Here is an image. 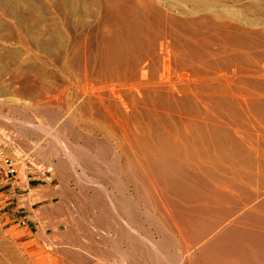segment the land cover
<instances>
[{
	"label": "rangeland",
	"instance_id": "374dc122",
	"mask_svg": "<svg viewBox=\"0 0 264 264\" xmlns=\"http://www.w3.org/2000/svg\"><path fill=\"white\" fill-rule=\"evenodd\" d=\"M114 1L121 5L115 7ZM145 1L0 0V118L10 123L9 128L16 127L31 159V162L23 161L19 175L23 176L30 165L43 168L47 179L65 188L63 195L52 202L54 220L49 225L42 222L40 229L31 230L22 225L8 226L0 219V264H72L66 250L74 247L76 238L73 237L77 235L87 242L84 235L91 232L89 229H94L89 222L91 214L104 208L103 202L91 206L92 203L86 199L93 189H102L103 186V192L130 196L138 201L136 207H141L138 209L153 221L156 240L164 246L163 251L168 250L173 256L166 257L165 252L155 258L139 256L141 264H185L187 257L181 255L183 240L172 232L167 212L165 216L169 218L165 220L167 216H162L166 208L163 205L165 199L169 201L168 198L172 197L179 201L183 196L156 180L150 166L140 156L137 159L141 161V166L135 162L137 159L129 163L130 160L125 158V154L142 155L140 149L150 152L153 146L151 141L145 147L146 141L139 138L143 137L148 124H153L150 130L152 135H159L163 130L174 135V132L177 134L183 129L173 130L172 125L182 126L195 120L203 126L207 121L204 125L209 126V130L201 129V137L204 134L201 139L208 136V131L215 133L213 131L218 129L212 134L215 144L205 138L218 148L203 139L204 146L209 147L208 155L191 158V164L187 161L181 163L185 170L193 171L185 175L186 181L191 180L190 185L193 184L190 189L194 190L196 181L199 182L196 183L199 184L197 187L202 186V191L206 187L207 194L201 192L204 200L206 195L210 197L206 201L211 198L213 202L216 200H213L207 187L212 182V185L218 183L219 179L238 182L242 179L240 183L248 187L250 193L259 186L264 194V178L262 181V174L259 176L264 172V0H152L158 4L159 10L163 8L159 11L161 13L158 8H155L157 12L143 8ZM125 3L129 4L128 7ZM110 4L114 5L115 11L121 8L122 12L127 13H118V10L117 14ZM133 4L136 9H133ZM124 6L127 7L126 11ZM130 9L135 10L137 15ZM141 15L146 17L143 19ZM127 20L135 22L130 24ZM192 131L188 132L195 136ZM132 142H139V145ZM202 145L197 146L206 149ZM152 150L156 149L152 147ZM227 150L228 153H225ZM224 153L226 158L222 156ZM216 162L223 164L219 163L218 166ZM128 165H131L129 171ZM231 166L237 173L241 171L238 174H247L246 177L255 171L252 175L257 174L254 178L262 183L253 179L252 185L251 177H247L248 180L245 176H237L235 172L232 173ZM241 169L245 172L242 173ZM196 172H200V175L194 174ZM143 173L147 176L144 177L146 182L147 178H151L149 180L152 182L147 183L154 184L158 202L154 201L156 197L152 195L153 190L150 191L152 186L148 187L150 184L144 181ZM201 173L207 177L203 182L201 178L198 180ZM235 175L238 177L236 180L233 179ZM93 180L103 185L91 182ZM137 184L144 188H138ZM135 189L139 191L136 190V193ZM160 189L170 197L167 198ZM234 191L231 192L236 197L235 201L223 200L220 204L216 200L220 207L229 209L235 205L238 209L250 211L251 215L264 218V211L259 209L263 213L259 214L260 211L253 206L259 198L248 203L245 195L236 191L237 196ZM262 193L260 196L264 197ZM161 195L166 198L163 199ZM201 195L199 192L196 197H192V194L184 196L182 199L189 201L180 200L181 203L176 199L173 201L176 200L179 205L183 202L187 206H194V201H198V205H201L206 202L200 200ZM190 197L194 199L192 202ZM197 197L200 198L195 200ZM107 206L110 209L108 202ZM33 211L41 212L37 202L33 205ZM213 214L217 215V212ZM218 215L222 216L220 212ZM85 216L90 217L89 220ZM147 223L146 220L144 225ZM84 227H88V230ZM165 229L171 231L165 232ZM169 238L177 245L171 240L169 242ZM169 254L166 253L167 256ZM110 257H107L109 260L106 257H93L94 263L102 264L104 260V264H122L125 260L121 256L118 257L122 260L116 259L117 256Z\"/></svg>",
	"mask_w": 264,
	"mask_h": 264
},
{
	"label": "bare ground",
	"instance_id": "6f19581e",
	"mask_svg": "<svg viewBox=\"0 0 264 264\" xmlns=\"http://www.w3.org/2000/svg\"><path fill=\"white\" fill-rule=\"evenodd\" d=\"M115 2V1H114ZM113 4V2H112ZM112 4H110L112 6ZM115 4V7L117 5H121V3L117 4V2L114 3ZM124 4V3H122ZM126 4V3H125ZM131 4V3H130ZM178 4V3H177ZM127 5V4H126ZM129 5V4H128ZM127 5V7H128ZM132 5V4H131ZM134 5V4H133ZM123 6V5H122ZM158 4L156 5L154 1L152 0H146L144 3H143V8H145L146 10H150V9H153V11L156 9L159 11H162L163 8H161L159 10L160 7H157ZM120 7V6H119ZM126 7V6H124ZM127 7L126 9L124 8V10L126 11L127 10ZM130 7V6H129ZM136 6L134 5L133 9L135 8ZM112 8L114 9L113 11H115V8H114V5L112 6ZM132 8V6L130 7ZM156 8V9H155ZM129 9V8H128ZM136 9V8H135ZM112 10V9H111ZM119 10V8H118ZM116 10L115 12L117 13ZM121 10V8H120ZM118 11V13H122V10L121 11ZM132 9H130L131 11ZM139 14V11L136 10ZM152 11V12H153ZM131 12H133V14H135V10H132ZM135 12V13H134ZM151 12V13H152ZM157 12V11H156ZM117 13V14H118ZM126 12H124V14H126ZM141 13V12H140ZM161 13V12H159ZM165 13V12H164ZM163 13V15H164ZM121 14V16H122ZM131 14V13H129ZM112 15V14H111ZM128 15V14H127ZM126 15V16H127ZM137 15V13L135 14ZM142 17L144 15H141ZM136 17V16H135ZM146 17V16H145ZM143 17V19L145 18ZM167 17V16H166ZM169 17V16H168ZM134 18V17H133ZM151 18V17H150ZM157 18V16H156ZM164 18V17H163ZM162 18V19H163ZM161 19V20H162ZM168 19V18H167ZM173 19V18H171ZM119 20V19H118ZM135 20V19H134ZM133 20V21H134ZM146 20V19H145ZM144 20V21H145ZM132 21V20H131ZM132 21V22H133ZM137 21V20H135ZM134 21V22H135ZM139 21V20H138ZM137 21V22H138ZM148 21V20H147ZM158 21V20H157ZM128 22V20H127ZM131 22V23H132ZM133 22V23H134ZM151 22V21H150ZM153 22V21H152ZM151 22V23H152ZM161 22V21H160ZM159 22V23H160ZM189 22H192V21H189ZM121 23V22H119ZM123 23V22H122ZM121 23V24H122ZM130 23V22H128ZM130 23V24H131ZM140 23V22H139ZM165 23V22H164ZM183 23V22H182ZM188 23V21H187ZM138 24V23H137ZM141 24V23H140ZM142 24L144 25V23L142 22ZM146 24V23H145ZM186 24V23H185ZM116 25V24H115ZM126 25V24H125ZM157 25V23H156ZM160 25V24H159ZM136 26V25H135ZM146 27V26H145ZM159 27V26H157ZM125 28V27H124ZM123 28V30H124ZM143 29V27H141ZM148 28V27H147ZM126 29V28H125ZM145 29V28H144ZM149 29V28H148ZM158 29V28H157ZM153 30V29H152ZM129 31V30H128ZM148 31V30H147ZM151 31V30H150ZM160 31V30H159ZM154 32V31H153ZM122 35V34H121ZM124 35V34H123ZM122 35V36H123ZM128 35V33H127ZM158 35V34H157ZM170 35V34H169ZM116 36V35H115ZM156 36V34H155ZM153 37V36H152ZM194 37V36H193ZM122 38V37H120ZM126 38V37H125ZM130 38V37H129ZM156 38V37H155ZM128 39V38H127ZM139 39V38H138ZM154 39V38H153ZM194 39V38H193ZM148 40V39H147ZM152 40V39H151ZM157 40V39H156ZM129 41V40H128ZM131 41V40H130ZM137 41V40H136ZM140 41V40H139ZM138 41V42H139ZM154 41V40H153ZM186 42V41H185ZM206 42V41H204ZM125 43V42H124ZM129 43V42H127ZM136 43V42H135ZM155 43V41H154ZM162 43V42H161ZM132 46H133V43H131ZM164 44V43H163ZM188 44V43H187ZM162 45V44H161ZM120 46V45H119ZM123 46V44H122ZM121 46V47H122ZM125 46V45H124ZM129 46V45H128ZM190 46V45H189ZM187 46V47H189ZM232 46V45H231ZM117 47V46H116ZM132 49V48H131ZM194 52V51H193ZM166 56V55H165ZM178 60V59H177ZM236 73V72H235ZM171 79V78H170ZM182 80V79H181ZM155 81V80H154ZM185 84V83H184ZM152 85V84H151ZM158 87V86H157ZM134 88V87H133ZM140 88V87H139ZM183 88V87H182ZM137 92V91H136ZM121 93V92H120ZM171 95V94H170ZM152 97V96H151ZM173 97V96H172ZM151 100V99H150ZM114 104V103H113ZM147 104V103H146ZM161 109V108H160ZM150 113H153L151 111H149ZM149 114V113H148ZM153 115V114H152ZM151 115V116H152ZM150 116V117H151ZM154 116V115H153ZM131 117V116H130ZM208 117V116H207ZM157 118V116H156ZM201 118V117H200ZM211 118V117H209ZM209 118H205L207 120H209ZM114 119V118H113ZM154 119H155V116H154ZM160 119V118H159ZM204 119V120H205ZM153 120V119H152ZM158 120V119H157ZM199 120V118H198ZM211 120V119H210ZM209 120V121H210ZM137 121V120H136ZM156 121V120H155ZM173 121V120H172ZM213 121V120H211ZM210 121V122H211ZM216 120H214L213 124L215 123ZM157 122V121H156ZM200 122H201V119H200ZM207 121H204V124L206 123ZM159 123V121L157 122ZM217 123V122H216ZM174 124V123H173ZM203 124V126L198 125L195 120H193L192 122H189V123H186V124H183L182 126H177V125H172V129L176 130V131H184V133L182 132H174L175 134L172 135V134H167L169 132H166L164 133V130H163V133L160 132V134L158 135L156 132L157 135H152L153 133L150 132V130H152L151 128H153V124H148L149 126L146 127V131L143 132V137H139V138H143L146 143L147 142H150L149 144L155 148L156 150H152V147L150 148V152H143L142 149L141 152H142V155H139V154H125V158L127 160H130L129 163L132 161H134L135 159H137V157H141L146 164H148L150 167V172L155 175V179L156 180H160L168 189L170 190H173V191H176L178 192V194L180 196H183L182 198L185 197H189V195L192 194V197H194L195 195L198 196L199 192H200V195H201V192H205V186H203L204 188V191H202L200 187H197L199 184L196 185V183H199V182H195V187L197 188H200V190H198L197 188L193 187L194 190H198V191H194L190 188H192L191 186L193 185H190V181H186V178H185V175H187L189 172H191L192 170H190L189 172L187 170H185V167L184 166H181V163L184 162V161H187L188 163H190L189 161L191 160V158H194L195 156H197L196 159H198V156L199 157H202V156H206L208 155V148L209 147H206L204 146L205 143L201 140L205 139L206 137L209 139V141H213L212 144L214 143V137H212V134H215L216 131H213L215 133H209L207 132L206 130V134H208V136L206 135L205 138L201 139L203 137L204 134H202V137H201V134H200V131L201 129L204 130V128H208L209 126L205 127V125ZM207 124V123H206ZM210 124V123H208ZM160 125V124H159ZM211 125V124H210ZM218 125V124H217ZM141 126V125H140ZM152 126V127H150ZM143 129H145L143 126H141ZM217 127V126H215ZM140 129V128H139ZM212 129V127L210 128ZM193 130V131H192ZM209 130V128H208ZM138 131V129H137ZM142 131V129H141ZM191 131L195 133V136L194 134L192 133V135H190V133L188 132ZM203 132V131H202ZM152 133V134H151ZM171 133V132H170ZM200 137V138H199ZM206 138V139H207ZM131 139V138H130ZM142 139V141L145 143V141ZM205 139V142L206 143H210V142H207ZM219 141H220V145L222 144L221 142V138L218 136L217 138ZM216 139V140H217ZM135 140V139H134ZM148 140V141H147ZM217 140V144L219 143V141ZM141 141V140H140ZM134 142V141H133ZM132 142V143H133ZM136 142V141H135ZM216 142V141H215ZM227 142V141H226ZM139 143V142H138ZM138 143H133L134 145H137ZM145 143V144H146ZM199 143V144H198ZM90 144V143H89ZM102 144V143H101ZM203 144V145H202ZM211 143L209 145H211L212 147H217V146H214L212 145ZM215 144V143H214ZM104 145V144H103ZM139 145V144H138ZM142 146H144L142 143H141ZM148 143L146 144L145 147H147ZM149 145V146H150ZM164 145V146H162ZM197 145H202V147L204 146L206 149L204 148H200L199 146ZM148 146V147H149ZM162 146V147H160ZM141 147V146H140ZM139 147V148H140ZM211 147V148H212ZM223 148L225 146H222ZM126 148V147H125ZM130 148V147H129ZM218 148V147H217ZM216 148V150H217ZM220 148V147H219ZM94 149V148H93ZM128 149V148H127ZM213 149V148H212ZM134 150V149H132ZM139 150V149H138ZM135 151V150H134ZM145 151V149H144ZM210 151V150H209ZM218 151V150H217ZM221 151V150H220ZM224 152V151H223ZM225 153H228V150L227 152ZM222 155L223 158H226L224 156H227V155ZM222 154V153H220ZM216 155V154H215ZM230 156V154H229ZM218 157V156H217ZM96 159V158H95ZM216 159V158H215ZM126 160V161H127ZM139 161V159H137ZM135 160V162L137 164L140 165V162L138 163V161ZM141 160V159H140ZM125 161V162H126ZM134 162V163H135ZM214 162V161H212ZM235 162V161H234ZM144 163V164H145ZM193 163V162H192ZM215 163V162H214ZM217 165L220 163V164H223V162H216ZM126 165V163H124ZM142 164V163H141ZM191 164V163H190ZM200 164V163H199ZM235 164V163H234ZM133 167L135 166V164H132ZM186 165V164H185ZM196 165V164H195ZM225 165V163H224ZM65 166V165H64ZM63 166V168H64ZM121 166V165H120ZM123 168H124V165H122ZM129 167H127V170L129 171L131 168L130 166L131 165H128ZM141 166V165H140ZM139 166V168H140ZM211 166V165H210ZM220 166V165H218ZM227 166V165H226ZM101 167V166H100ZM144 167V166H143ZM146 167V166H145ZM144 167V168H145ZM186 167H189L186 165ZM194 167V166H193ZM195 167H197V169H199V167L196 165ZM223 167V166H221ZM228 167V166H227ZM235 167V166H234ZM137 168H138V165H137ZM142 168V167H141ZM140 168V169H141ZM202 168V167H201ZM213 168V167H212ZM224 168V167H223ZM229 168V167H228ZM232 168V169H231ZM237 168V167H235ZM189 169H192L191 167ZM232 173L235 172L236 175L241 171H239L238 173L233 169V166L230 167ZM135 170V168H134ZM143 170V169H142ZM223 170V169H222ZM226 170V169H225ZM228 170V169H227ZM226 170V171H227ZM239 170V169H238ZM244 171V169H241ZM64 171H65V168H64ZM141 171V170H140ZM146 171V170H145ZM196 171V170H195ZM198 171V170H197ZM225 171V172H226ZM116 172V171H115ZM127 172V171H125ZM135 172V171H134ZM138 174L140 173L139 172V169H137ZM142 172V171H141ZM217 172V170H216ZM263 172V171H262ZM102 173V171H101ZM107 173V171H106ZM124 173V172H123ZM133 173V172H132ZM146 173V172H144ZM143 173V175H144ZM193 173V171H192ZM199 173V174H198ZM196 172L194 174H197V175H200V172ZM226 173H230V172H226ZM234 173V174H235ZM248 173V172H246ZM251 173V172H250ZM248 173V174H250ZM252 173H256L255 171ZM252 173L250 174V176L248 175L247 177H251L249 178L250 179V182L252 183V180L256 179L257 178L254 176L256 175H252ZM264 173V172H263ZM263 173H260L259 176H261L262 174V181H263V178H264V174ZM61 174V173H60ZM115 174V173H114ZM129 175V173H126ZM125 174V175H126ZM142 174V173H141ZM203 173H201V176L198 177V180H200L201 178V181L202 180H206V176H204V174L202 175ZM220 174V172H219ZM222 174V173H221ZM220 174V175H221ZM113 175V174H112ZM131 175V174H130ZM133 175V174H132ZM137 175V174H136ZM223 175V174H222ZM225 175V174H224ZM223 175V176H224ZM235 175V178L233 177V179L236 180V177L239 176V175H242V174H238L237 176ZM247 175V174H246ZM245 176V179L247 178ZM98 176V175H97ZM138 176V175H137ZM142 176V175H141ZM146 176V174L143 176V178ZM149 176V174H148ZM205 179H202L204 178ZM227 176V175H226ZM225 176V178H227ZM243 176V175H242ZM243 176V177H244ZM253 176V177H252ZM99 177V176H98ZM136 177V176H135ZM133 177V178H135ZM147 177V176H146ZM145 177V178H146ZM196 177V175H195ZM229 177H231L229 175ZM228 177V178H229ZM138 178V177H137ZM145 178H144V181H145ZM189 178V177H188ZM197 178V177H196ZM238 178V177H237ZM140 179V178H139ZM149 179H151L149 177ZM148 178L146 180L150 181ZM153 179V178H152ZM154 179V180H155ZM190 179H192L190 177ZM240 179V177H239ZM248 179V178H247ZM248 179V180H249ZM259 179V178H258ZM128 180V178H127ZM141 180V179H140ZM189 180V179H188ZM193 180V179H192ZM229 180V179H227ZM226 179H219V182L216 183L214 182L215 184L207 187V189L209 190V192L211 191V194L212 196L214 197V199H216L217 201H223V200H232L231 202L235 201V198L234 197L235 195L233 194V192H231L232 190H236L237 192H239L240 194L242 195H245L249 200L248 203H252V201L254 202V200H256V198H259L257 199V202L253 203V206L255 207V209H257L258 211H260L259 209H261V211L263 210L264 211V197H261V193L262 191L259 190V186H258V189H254L253 188V191L250 193V191L247 190V188L245 187V185L243 186L242 183H240V180L238 182L237 181H234V180H229L227 181ZM261 180H257V181H260L262 183ZM132 181V180H131ZM135 181V180H134ZM139 181V180H138ZM142 181V180H141ZM147 181V182H148ZM159 181V182H160ZM207 181H209L207 179ZM213 181V180H212ZM64 182V181H63ZM93 183H97V185H103L101 182L99 181H96V180H93L91 181ZM140 182V181H139ZM146 182V181H145ZM146 182V183H147ZM152 181H150L151 183ZM158 182V181H157ZM158 182V183H159ZM203 182V181H202ZM201 182V183H202ZM242 182V181H241ZM254 182V181H253ZM256 182V181H255ZM259 182V183H260ZM129 183V182H128ZM138 183V182H137ZM141 183V182H140ZM143 183V182H142ZM150 183H147V184H150ZM192 183H194V181H192ZM205 183V182H204ZM258 185H261L259 184ZM264 183V181H263ZM135 184V182L133 183V185ZM144 184V183H143ZM206 184V183H205ZM208 184V182H207ZM206 184V185H207ZM245 184V183H244ZM247 184V183H246ZM138 185V184H137ZM158 185V184H157ZM253 185V183H252ZM250 184V186H252ZM256 185V183H255ZM263 185V184H262ZM117 186V185H115ZM136 186V185H135ZM147 186V185H146ZM150 191L152 192L153 190V194L155 197H156V192H154V189H153V186L154 184H150L148 187H150ZM249 186V185H248ZM257 186V185H256ZM88 188V186H86ZM118 187V186H117ZM138 188L142 189L143 186H137ZM254 187V186H253ZM81 188V187H80ZM89 188H95V187H89ZM137 188V189H138ZM144 188V187H143ZM155 188V187H154ZM160 188V187H158ZM256 188V187H255ZM65 189V188H64ZM102 189L105 190V186L102 187ZM101 189V187H96L95 189H93V192L91 193V195L88 196V198L85 199L88 201H90L92 204H90L91 206L93 204H98L101 202H103L102 204L104 205V208L103 210L101 209V211L99 212H96L95 210V213H92L94 211H91V218H90V223L91 225L93 224V230L92 229H89V232L90 233H86L84 236L85 238H87L86 240H88L87 242H85V240H83L84 238H82V240L84 241V243L82 242L81 238L77 235L76 237L74 236V247L73 248H69L68 246V249L66 250L67 251V254L69 255V257H71L70 259L72 260V264H95L94 262V258L96 257H107L109 256H121L123 259H125L124 261H122V264H141V260H140V257L139 256H146V257H158L159 254L163 255V252H165V256L166 257H171L172 255H170L167 250L166 251H163V248L164 246H162L160 244V242L158 243V241L156 240L155 238V235H154V227H153V221L150 220V218H148L147 216L144 215L145 212L141 211L140 209L138 208H141V207H136V205L138 204L136 201L133 200V198H130V196L128 197H124L123 195H111L109 194L108 191L106 192H103ZM116 189V188H115ZM135 189V192L136 190ZM189 189H190V192L191 194L188 195L189 192ZM88 190V189H87ZM107 190V189H106ZM117 190V189H116ZM160 190H163V189H160ZM159 190V192H160ZM89 191V190H88ZM119 191V189H118ZM139 191V190H137ZM165 190H163L164 192ZM188 191V192H187ZM234 191V193L236 192ZM71 192V191H70ZM108 192V193H107ZM114 192V190H113ZM121 192V191H119ZM146 192V191H145ZM149 192V191H148ZM162 192V191H161ZM162 192V193H163ZM185 192V193H183ZM196 192H198L196 194ZM207 192V191H206ZM205 192V194H207ZM236 192V193H237ZM118 193V192H117ZM124 194V192H121ZM137 193V192H136ZM155 193V194H154ZM158 193V192H157ZM168 193V192H167ZM187 193V194H186ZM202 193V194H203ZM235 193V194H236ZM129 194V193H128ZM150 194V192H149ZM164 194H166V192H164ZM163 194V196H164ZM204 194V195H205ZM87 195V193H86ZM125 195V194H124ZM130 195V194H129ZM141 195V194H140ZM148 195V194H147ZM209 195V193H208ZM237 195V194H236ZM262 195H264L262 193ZM132 196V195H131ZM162 196V195H161ZM162 196V197H163ZM167 196V194H166ZM195 196V197H196ZM207 196V195H206ZM205 197V200L204 198L202 197L201 195V199L200 200H204L206 201V198L209 199L210 197ZM238 196V195H237ZM244 196V197H245ZM82 197V196H81ZM142 197V196H141ZM144 197V195H143ZM151 197V196H150ZM154 197V198H155ZM170 197V196H167V198ZM179 197V196H178ZM190 197V199L192 198ZM244 197H243V200H244ZM261 197V198H260ZM74 198V197H73ZM84 198L82 199L83 201ZM136 198V197H135ZM139 198V197H138ZM153 198V199H154ZM160 198V196H159ZM166 198V197H163V199ZM180 198V197H179ZM180 198V200H188L187 198L185 199H182ZM200 198V197H199ZM198 197L195 198V200H198L199 199ZM156 199H158V195L156 197ZM154 199V201L158 202V200ZM169 201L171 199V201H166L165 199V204L167 202V204H163L164 207L166 206V208H164L165 212H164V215L162 214V216H165L166 212L167 214L169 215L170 219L168 220H171V223L169 224L172 232L178 236V238L180 240H183V244H184V247L183 249L181 250V255L182 256H186V263L185 264H264V218H261V217H257L256 215H251V212L248 211V210H241V209H238L235 205V207L233 206L232 208H229L227 209V205L224 206L226 207V209L222 208L219 206V202H217L216 200H214V202L212 201V198L208 201H206L205 203H200L201 205H198V201H194L196 202L194 206H190V204L187 206V205H184L185 203L182 202V204H178V203H181V201L177 200V198H174L177 200L173 201L174 199H172V197L168 198ZM185 200V201H186ZM192 200H194L193 198L191 199V202ZM240 200V199H239ZM77 201V199H76ZM147 201V200H146ZM189 201V200H188ZM201 201V202H202ZM107 202L110 204V209L108 208L109 206H107ZM198 202V203H197ZM213 202V203H212ZM217 202V205L216 203ZM246 202V201H245ZM86 203V202H85ZM89 203V202H88ZM137 203V204H136ZM142 203V202H141ZM151 203V202H150ZM161 203V202H159ZM188 203V202H187ZM225 203H228V202H225ZM237 203V202H236ZM247 203V204H248ZM76 204V203H75ZM87 204V203H86ZM221 204V202H220ZM230 204V203H229ZM246 203H244V206H245ZM89 205V204H88ZM87 205V206H88ZM90 205L88 206L89 208L92 209V207H90ZM99 205V204H98ZM139 205V204H138ZM154 205V204H153ZM158 205V204H157ZM160 205V204H159ZM192 205V203H191ZM232 206V204H230ZM81 206V205H80ZM78 206V207H80ZM86 206V207H87ZM97 206V205H95ZM94 206V207H95ZM151 206V205H149ZM161 206V205H160ZM171 208H170V207ZM223 206V204H222ZM230 206V207H231ZM83 207V206H82ZM81 207V208H82ZM103 207V206H102ZM102 207H99L102 208ZM155 207V206H154ZM243 207V206H242ZM152 208V207H151ZM163 208V207H161ZM245 208L248 209V207L246 206ZM97 209V208H96ZM150 209V208H149ZM148 209V210H149ZM158 209V208H157ZM90 210V209H88ZM93 210V209H92ZM145 210V208H144ZM152 210V209H151ZM156 210V209H155ZM81 211V209L79 210ZM154 211V209H153ZM152 211V213H153ZM260 213L259 214H263V213ZM155 212V211H154ZM213 212H217V215L215 216L213 214ZM221 213V215H218V213ZM256 213H258L256 210H255ZM80 213V212H79ZM210 213V214H209ZM159 214V213H158ZM211 214H213V216H211ZM254 214V213H253ZM85 215V214H84ZM87 215V214H86ZM168 215H166L165 217V220L168 217ZM154 216V215H152ZM156 216V215H155ZM256 216V217H254ZM158 217V216H156ZM75 218V217H74ZM86 219H88L86 216H85ZM76 219V218H75ZM152 219V218H151ZM163 219V218H162ZM89 220V219H88ZM148 221L147 224L144 225L145 221ZM161 220V219H160ZM155 221V220H154ZM159 221V220H158ZM78 222V221H77ZM170 222V221H169ZM167 221V223H169ZM81 223V222H80ZM143 223V224H142ZM159 224V222H157ZM78 224V223H77ZM82 224H80L81 226ZM90 225V224H89ZM90 225V226H91ZM145 226V227H144ZM161 226V225H160ZM78 227V225H77ZM83 227V226H82ZM92 227V226H91ZM157 227V226H156ZM70 228V227H69ZM81 228V227H80ZM71 229V228H70ZM69 229V230H70ZM79 229V228H78ZM84 229L88 230V227ZM158 228H156L157 230ZM68 230V231H69ZM159 230V229H158ZM161 230V229H160ZM168 230V229H167ZM167 230L165 229V232H167ZM170 230V231H171ZM67 231V232H68ZM82 231V230H81ZM163 231V230H162ZM168 230V232H170ZM161 232V231H160ZM164 232V231H163ZM78 233V231H77ZM81 233V232H80ZM162 233V232H161ZM164 235V233H162ZM168 234V233H167ZM71 235V234H70ZM82 237H83V234H81ZM159 236V235H158ZM178 238H177V241H178ZM165 239V237H164ZM163 240V239H162ZM166 240H167V237H166ZM170 238H169V242H170ZM173 241V240H171ZM162 242V241H161ZM164 242V240H163ZM174 242V241H173ZM179 242V241H178ZM181 242V241H180ZM102 243V244H101ZM175 243V242H174ZM176 244V243H175ZM100 245H104L106 246V248H103L102 246ZM174 245V244H173ZM177 245V244H176ZM62 246V245H61ZM175 246V245H174ZM65 247V246H64ZM167 247V246H166ZM178 247V246H177ZM173 248V247H172ZM176 248V246L174 247ZM173 248V249H174ZM65 249V248H63ZM165 249V248H164ZM171 249V248H169ZM178 249V248H177ZM166 250V249H165ZM175 250V249H174ZM174 252V251H172ZM66 253V252H65ZM82 253L83 256L80 254ZM169 254L168 256L166 255ZM176 253V252H175ZM174 253V254H175ZM66 255V254H64ZM179 256V254L177 255ZM94 257V258H93ZM160 257V255H159ZM164 257V256H162ZM173 257V256H172ZM175 257V256H174ZM180 257V256H179ZM112 257H110L111 259ZM114 258V259H115ZM143 258V257H142ZM32 259V258H31ZM105 259V258H104ZM113 259V260H114ZM116 259H121L120 257L116 258ZM115 259V260H116ZM99 260V259H98ZM109 260V259H107ZM122 260V259H121ZM102 261V260H101ZM104 261V260H103ZM102 261V264H104ZM157 261V260H156ZM106 263V262H105ZM121 263V262H120ZM151 263V262H150ZM172 263V262H171ZM184 263V262H183ZM68 264V263H66ZM98 264V263H97ZM112 264H118L117 262L116 263H112Z\"/></svg>",
	"mask_w": 264,
	"mask_h": 264
},
{
	"label": "crops",
	"instance_id": "0c3cea01",
	"mask_svg": "<svg viewBox=\"0 0 264 264\" xmlns=\"http://www.w3.org/2000/svg\"><path fill=\"white\" fill-rule=\"evenodd\" d=\"M9 127L10 123L1 117L0 130L16 132L21 147L27 150L16 127ZM63 191L60 184L53 183L45 177L43 168L27 166L23 176L18 172L10 180H6L0 174V219L8 226L22 225L31 230H38L42 222L47 225L53 222L54 212L51 205L63 195ZM35 200L41 208L39 214L33 211Z\"/></svg>",
	"mask_w": 264,
	"mask_h": 264
},
{
	"label": "built area",
	"instance_id": "2783aa9c",
	"mask_svg": "<svg viewBox=\"0 0 264 264\" xmlns=\"http://www.w3.org/2000/svg\"><path fill=\"white\" fill-rule=\"evenodd\" d=\"M30 153L24 150L16 132L0 130V174L10 180L25 162H31Z\"/></svg>",
	"mask_w": 264,
	"mask_h": 264
}]
</instances>
